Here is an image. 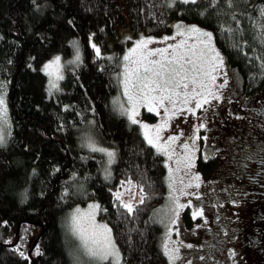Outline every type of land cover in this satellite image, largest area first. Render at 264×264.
<instances>
[{
  "label": "trees",
  "instance_id": "1",
  "mask_svg": "<svg viewBox=\"0 0 264 264\" xmlns=\"http://www.w3.org/2000/svg\"><path fill=\"white\" fill-rule=\"evenodd\" d=\"M262 10L264 0H0V96L8 125L0 144V264H83L72 257L68 219L92 200L120 264H171L160 218L170 203L165 155L113 103L124 30L160 36L173 19L209 28L249 96L264 85ZM73 51L79 59L71 63ZM56 54L65 60L64 76L49 92L41 67ZM89 142L114 152L113 162ZM213 160L199 161L204 175ZM128 180L138 189L132 213L115 196ZM182 217L188 226L195 222L189 209ZM257 246L255 264H264Z\"/></svg>",
  "mask_w": 264,
  "mask_h": 264
},
{
  "label": "rangeland",
  "instance_id": "2",
  "mask_svg": "<svg viewBox=\"0 0 264 264\" xmlns=\"http://www.w3.org/2000/svg\"><path fill=\"white\" fill-rule=\"evenodd\" d=\"M167 1L171 5L172 0ZM178 23L184 26L195 25L213 34L209 28L182 19H173L170 22V31L160 36L135 35L127 29L124 30L123 39L126 47L114 72L118 90L113 103L120 113H122L121 105L124 108L129 107L122 83L124 65L127 63L132 67L131 61L136 60L138 54L133 55L129 61H125L124 56L128 55L129 50L135 48L141 39L153 38L156 41L149 44L148 49L175 44L183 37L176 36L175 40L162 41L166 36L175 35L177 30L174 26ZM193 42L194 38L189 41V43ZM214 46L224 58L223 67L211 73L216 77L215 81H212L210 76L198 78L202 80L204 87L197 88L202 95L196 97V100L201 101L206 97L209 102L192 114L187 108L194 107L196 100H191L185 106L182 102L183 97L178 98L176 108L177 110L183 108L184 111L174 116L169 126L160 133L161 144L165 143L169 136L179 135V140L171 145L172 159L169 160L165 155L167 182L168 185H172L171 188L168 187L170 203L164 206V212H170L167 216L169 219H166V216L165 220L162 219L163 211L160 216L164 222L162 245L166 252L164 245L167 244L166 253L171 264H255L257 258L255 251L259 248L257 245L264 249V219H262L264 217L262 216L264 213V85L257 92L249 96L244 95L241 92L239 74L229 65L226 56L215 43ZM73 52L71 63L77 58L76 52ZM57 56L60 57L61 65L59 75L63 77L65 60L59 54L48 59L41 67L47 76L49 92L53 91L62 80L56 79L55 68L52 74L44 70L45 65ZM158 58L157 56L150 59ZM53 83L56 87H52ZM192 87L190 84L189 92ZM165 104L166 107H172L167 102ZM159 113L157 115L156 112H149L147 107H141L137 119L141 124L159 125L166 118L163 108L159 109ZM125 117L128 119L127 115ZM0 124L3 122L0 121ZM141 124L136 125L146 140ZM3 129L5 142L8 125L3 124ZM196 129L199 131L197 132ZM184 144L189 146L187 155L182 147ZM211 159H214V168L209 175H204L199 167V161L206 163ZM177 160H180L179 164ZM169 168L172 170L171 174ZM197 176L199 180L195 179ZM173 188L175 192L172 191ZM137 191L135 185L126 184L117 192L122 193L121 200L124 203H129L130 200H134V196L137 197ZM182 192L187 195H183ZM170 193L179 197L180 204L188 206L179 208L175 201L170 199ZM93 204L98 203L92 200L77 205L70 211L68 220L71 222L77 209L80 210V214L95 211V222L109 227V224L99 216V209L89 208V205ZM185 209L190 210L195 220L192 225L188 226L182 219ZM195 212L201 214L194 216ZM68 234L71 237L67 236L72 246V257L76 263L99 262L86 254L81 241L74 237L70 230ZM110 235L121 258L112 233ZM170 255L178 258L170 259ZM107 261L114 263L112 257Z\"/></svg>",
  "mask_w": 264,
  "mask_h": 264
},
{
  "label": "snow or ice",
  "instance_id": "3",
  "mask_svg": "<svg viewBox=\"0 0 264 264\" xmlns=\"http://www.w3.org/2000/svg\"><path fill=\"white\" fill-rule=\"evenodd\" d=\"M182 3L195 4L197 0H181ZM215 3V0H212ZM175 3V0H172ZM231 3V0H229ZM261 15L264 16V10ZM235 19V17H233ZM176 33L172 37H164L162 42L167 40H175L176 36L183 37L175 44H168L164 48L148 49V45L152 44L153 38L141 39L137 42L135 48L129 50V54L124 56L125 61H129L133 55H137L136 60H132V67L129 64L124 65L123 74V88L124 95L127 97L129 104L128 108H124L121 105L122 114L128 116V119L133 124H141V121L137 119L139 115V109L141 107H147L149 112H156L159 115V109L163 108L165 113V119L161 121L159 125L149 126L148 124H141L143 128V134L149 145L156 148L158 153H162L172 159L171 145L179 140V135L169 136L167 141L161 144L160 133L169 126L171 119L177 114L184 111L183 108L177 110V99L183 97V104L188 105L191 100H196L197 96L202 95L197 91V88H203L202 80L203 76H210L212 81H215L216 77L211 75L217 68L223 67L224 58L220 52L215 48L213 43V34L211 32L200 29L195 25L184 26L182 24H176ZM264 30V25L259 26ZM231 32V29H227ZM193 43H189L193 40ZM264 42V41H262ZM92 47L96 50L97 55L100 54V49L93 44ZM159 57L158 59H150L151 57ZM79 59V56H77ZM60 57H55L51 62L45 65V71L52 74V70H56V79H63L59 75L60 69ZM261 67H264V61L261 63ZM192 85L191 92H189V85ZM52 87H56L53 83ZM223 87V85H221ZM165 102L172 107H166ZM209 101L205 97L203 101L196 100L195 106L187 108V111L195 114V110L202 108L203 104ZM7 107L6 102L2 96H0V121L3 124H7ZM3 124H0V144L4 143V129ZM203 125H201L202 127ZM198 132L199 129H196ZM154 134V135H153ZM183 135V133H180ZM92 151H100L106 153L109 157V164L113 162L115 153L103 148H96L91 142L87 145ZM182 147L186 150L188 145L184 144ZM180 160H177V164ZM191 166L190 164L188 165ZM179 170V169H177ZM171 168L169 172L171 174ZM199 180V177H195ZM122 184L124 182H121ZM128 184H132L131 180L127 181ZM189 187L191 185H188ZM171 188L172 185L170 184ZM175 192V189H172ZM183 195L187 193L182 192ZM117 200H120L123 208L128 213L134 211L131 203H124L121 200L122 193H115ZM170 199H173L179 208L187 207L188 205L180 204L179 197H175L170 193ZM140 203H144V196L141 195ZM98 204L89 205L90 209H99ZM200 212L193 213L194 216L200 215ZM178 216V213H177ZM70 229L73 235H75L80 241L86 254L99 261L108 260L109 257L113 258L114 264H120V256L118 250L115 248V244L111 238V229L106 224H97L95 222V211L91 213L80 214V210H76L71 218ZM166 252L168 251L167 244L164 245ZM39 254V249H37ZM23 255V253H21ZM170 255V259H176Z\"/></svg>",
  "mask_w": 264,
  "mask_h": 264
},
{
  "label": "water",
  "instance_id": "4",
  "mask_svg": "<svg viewBox=\"0 0 264 264\" xmlns=\"http://www.w3.org/2000/svg\"><path fill=\"white\" fill-rule=\"evenodd\" d=\"M19 226H20V223L17 224V229H19ZM38 238H39V235L36 237V239H35L34 242L32 243V248L34 247V245H35V243H36V241H37ZM28 252H29V254H30V250H29Z\"/></svg>",
  "mask_w": 264,
  "mask_h": 264
}]
</instances>
